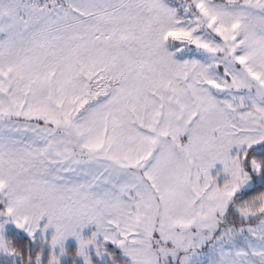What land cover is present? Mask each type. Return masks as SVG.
I'll list each match as a JSON object with an SVG mask.
<instances>
[{
	"label": "snow or ice",
	"instance_id": "obj_1",
	"mask_svg": "<svg viewBox=\"0 0 264 264\" xmlns=\"http://www.w3.org/2000/svg\"><path fill=\"white\" fill-rule=\"evenodd\" d=\"M0 264H264V0H0Z\"/></svg>",
	"mask_w": 264,
	"mask_h": 264
}]
</instances>
